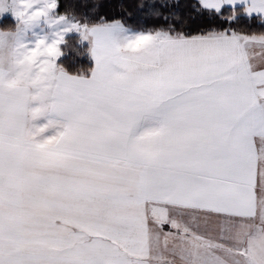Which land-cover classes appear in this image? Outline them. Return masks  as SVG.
<instances>
[{
	"label": "snow or ice",
	"instance_id": "obj_1",
	"mask_svg": "<svg viewBox=\"0 0 264 264\" xmlns=\"http://www.w3.org/2000/svg\"><path fill=\"white\" fill-rule=\"evenodd\" d=\"M91 3L0 0V264H264V0Z\"/></svg>",
	"mask_w": 264,
	"mask_h": 264
},
{
	"label": "trees",
	"instance_id": "obj_2",
	"mask_svg": "<svg viewBox=\"0 0 264 264\" xmlns=\"http://www.w3.org/2000/svg\"><path fill=\"white\" fill-rule=\"evenodd\" d=\"M118 2L119 0H101L100 12L108 13L110 4L114 9L115 5ZM132 2H138V0H132ZM91 7H92L91 0H89L87 8H83V9L79 7V0H77V11H82L85 14H88V9ZM173 7H177V6L174 5ZM115 14L123 15V13H115ZM136 15L138 17L139 14L137 13ZM11 24H13V20L12 17L10 16H5L0 19V27H4ZM66 40L69 42L71 46L67 47L66 52L58 59L57 62L63 65L66 68V70L69 71L70 73L72 72L79 73L80 71H83L85 75H88L89 74L88 69H90L93 66V61L87 52V48L89 47L87 42L76 43V41L78 40L77 34H68L66 36Z\"/></svg>",
	"mask_w": 264,
	"mask_h": 264
},
{
	"label": "rangeland",
	"instance_id": "obj_3",
	"mask_svg": "<svg viewBox=\"0 0 264 264\" xmlns=\"http://www.w3.org/2000/svg\"><path fill=\"white\" fill-rule=\"evenodd\" d=\"M7 15H9V14H8V13H5L2 17H5V16H7ZM2 17H0V19H1ZM36 31H39V32H40V31H42V32H48L49 29H48V27H47L46 25H42L41 27L37 28ZM69 34H76V33H69Z\"/></svg>",
	"mask_w": 264,
	"mask_h": 264
},
{
	"label": "crops",
	"instance_id": "obj_4",
	"mask_svg": "<svg viewBox=\"0 0 264 264\" xmlns=\"http://www.w3.org/2000/svg\"><path fill=\"white\" fill-rule=\"evenodd\" d=\"M7 16H10V17H11V15H10V14H9V15H7ZM35 31H36V29H35ZM36 32L40 33V32H42V31H40V32H39V31H36ZM93 63H94V62H93Z\"/></svg>",
	"mask_w": 264,
	"mask_h": 264
}]
</instances>
